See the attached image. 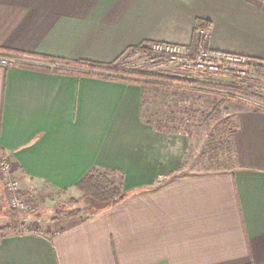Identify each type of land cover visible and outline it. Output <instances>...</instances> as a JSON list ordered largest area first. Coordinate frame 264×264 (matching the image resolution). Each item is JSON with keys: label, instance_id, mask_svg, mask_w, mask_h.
<instances>
[{"label": "crops", "instance_id": "1", "mask_svg": "<svg viewBox=\"0 0 264 264\" xmlns=\"http://www.w3.org/2000/svg\"><path fill=\"white\" fill-rule=\"evenodd\" d=\"M201 26L204 50L264 65V0H0V60L14 62L0 65V153L19 189L83 198L75 185L95 167L131 194L96 216L0 236V264H264V111L234 105L231 170L162 183L141 87L54 71L56 60L191 48Z\"/></svg>", "mask_w": 264, "mask_h": 264}, {"label": "rangeland", "instance_id": "2", "mask_svg": "<svg viewBox=\"0 0 264 264\" xmlns=\"http://www.w3.org/2000/svg\"><path fill=\"white\" fill-rule=\"evenodd\" d=\"M127 54L129 55L125 60L127 64L125 69L132 73L184 79L177 76L178 70L175 66L162 64L160 57L148 48L141 47ZM60 67L63 71H78V68H67L63 65ZM78 72L85 74L88 71L82 69ZM214 75L210 83L232 86L248 83L264 96V65L243 60L237 64L224 65V69H219ZM130 77L135 79L137 76ZM219 95L230 99L222 101ZM143 100V112L149 118L145 122L154 125L157 130L156 134L150 137L152 144L155 142L153 157L158 155L159 158L161 155L160 162L157 160L150 162L149 170L155 171L157 175H163L158 178L159 180L157 179L162 183L188 174L220 173L231 170L234 153L229 137L234 126L232 125L235 118L234 105L247 108H249L247 104L264 106L255 99L223 92L192 96L183 92L174 95L169 90H164L155 96L149 91L145 93ZM214 109H218L220 115L217 119L206 121ZM177 140L182 144L178 152H170ZM6 161L8 165L13 166L0 153V169ZM13 171L11 172L14 173ZM10 179L16 183L17 191L7 195L0 180V197L3 196L0 198V236L37 233L42 228V224L56 222L62 218V215L56 216L58 210L80 211L81 214H85L84 210L90 209L84 198H77L72 192L69 194L66 191H52L46 187L25 192L19 189L15 174ZM111 179H114L121 188L125 187L126 181L121 177L112 176ZM6 197L13 198L19 203L20 208L11 205ZM11 213L18 216L13 217Z\"/></svg>", "mask_w": 264, "mask_h": 264}, {"label": "trees", "instance_id": "3", "mask_svg": "<svg viewBox=\"0 0 264 264\" xmlns=\"http://www.w3.org/2000/svg\"><path fill=\"white\" fill-rule=\"evenodd\" d=\"M204 26L203 24H201ZM201 26V27H202ZM200 46L205 48V45L199 42L197 38L193 41L191 45V50L194 51L198 49ZM129 54L120 57L115 62L110 64H100L93 63L88 61H69V60H56L57 64L63 65L67 68L77 69L78 71L84 69L88 72L85 74L82 72H71V71H63V70H54L55 72L61 74H69L75 76H87V77H95L101 79H110L116 81H122L125 83H133L138 84L141 87V91L145 95L146 92H151L153 95H159L164 92V90H169L172 94L176 95L178 93H185L188 95H202L208 94L212 92H223L236 94L243 98L247 99H255L257 102L264 104V96L259 94L256 91V88L252 85L241 84V85H220L214 84L210 82H200L193 81L187 79H180L175 77H167L161 75H139L137 73H132L129 70L125 69L126 57ZM48 70V69H45ZM136 74V75H135ZM130 76H137L135 79ZM220 100L228 101L230 97L220 96ZM249 105V108L256 111H264V108L259 106H255L252 104ZM220 115L218 109H214L213 112L207 117L206 121H211L212 119H217ZM109 175L102 170L92 167L83 175V177L77 181L75 185V189L78 190L86 203L90 206V209H85V214H81L80 211H68L58 210L56 212V216L62 215V218H70L71 217H91L96 216L99 213L111 209L115 207V205L120 204L125 199H127L131 194H127L122 192V188L120 185L116 184L114 181L110 180ZM3 197V196H1ZM0 197V198H1ZM13 217L18 216L17 214L11 213ZM57 217H55L56 219ZM58 219V220H60ZM56 220V221H58ZM84 220V219H83Z\"/></svg>", "mask_w": 264, "mask_h": 264}, {"label": "built area", "instance_id": "4", "mask_svg": "<svg viewBox=\"0 0 264 264\" xmlns=\"http://www.w3.org/2000/svg\"><path fill=\"white\" fill-rule=\"evenodd\" d=\"M210 32L206 29L197 28L195 31L194 38H197L199 42L204 44L210 40ZM146 48L152 50L160 57V62L164 65H169L170 67L175 66L178 70L176 71L177 76L183 77L184 79L196 80L201 74H215L219 69H224L226 64H237L241 59L234 57H224L209 53L204 50L202 46L198 49L192 51L190 48L180 47L177 45H159L153 44L147 46ZM0 65L2 66H12L14 62L8 61L5 58L0 60ZM13 168L6 163L0 169V180L4 186L6 195L9 193H14L17 191L16 183L10 179L13 178L11 171ZM11 203V205L19 207L13 198L6 197Z\"/></svg>", "mask_w": 264, "mask_h": 264}]
</instances>
